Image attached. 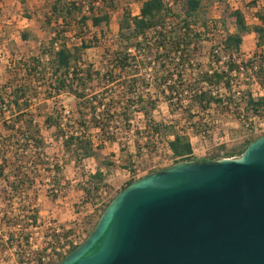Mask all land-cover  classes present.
<instances>
[{
	"label": "trees",
	"instance_id": "16d2710c",
	"mask_svg": "<svg viewBox=\"0 0 264 264\" xmlns=\"http://www.w3.org/2000/svg\"><path fill=\"white\" fill-rule=\"evenodd\" d=\"M114 1L116 0H103V4L97 7L94 6V0H53L48 11L43 14V20L51 26L52 36L47 43L38 45L39 57H32V67L27 71L30 75L37 74V80L43 81V75L49 70L48 83L25 85L11 82L0 85V127L6 132L0 133V180L4 181L15 195L21 196L23 189L32 186L39 177L37 172L42 168L49 177V196L54 199L57 197L63 180V165L58 161L46 162L45 140L41 126L51 131L56 141H60L63 156L68 155L76 166L85 159L95 160L97 164L95 170L82 174L83 181L80 182L81 190L87 197L91 192L98 193L100 189L107 187L106 175L102 172L101 166L110 168L113 162L100 161L104 143L115 141L114 134L117 130L121 128L130 130L135 112L143 116L145 132L152 140L161 142L172 135V139L167 141L172 156L179 158L177 162L189 160L187 156L192 152L189 138L178 134L173 124L156 121L153 112L158 106V96L164 95L160 87L173 73L177 74L176 84L167 86L168 95L164 96L169 100L173 93L176 99L180 100L183 85L179 81L185 73V65H189L188 61L192 59L194 51L192 47L208 38L206 34L209 33V24L212 21L208 19L207 5L203 0H144L137 15H132L128 9L123 8L117 21L115 38L119 47L110 54L107 70L101 72L82 61L83 52L99 43L95 33L88 37L86 31L91 26L96 28L101 36L106 34L111 12L116 5ZM223 5L220 22L224 27L227 22L234 27V31H226L222 41L225 54L242 56L243 37L251 33L256 36V46L264 45V12L256 13L258 24L248 25L241 10L232 9L228 4ZM72 29L76 32L75 36L81 38L79 45L66 44L67 38L64 34ZM20 37L26 40L28 34L21 33ZM131 48L134 55L127 52ZM178 52L179 59L176 61ZM149 54L154 55L155 60H164V63L155 70L154 80L158 81L154 84L156 90L154 99L149 95L143 97L137 90L143 83L140 78L141 70L145 66L143 59ZM43 56L46 57L45 62L42 61ZM251 63L247 61L245 65ZM258 64L259 69L255 77L262 83L264 58H261ZM227 66L228 74L216 71L208 74L199 71L190 84L191 88L193 85L194 88L199 87L204 81L209 84L223 83L224 89L230 93L232 85L228 81L224 82L223 77L232 79L229 73L237 72V65L228 61ZM100 82L117 83L123 91L118 97L104 99L94 93ZM42 87L43 92H48L49 97L52 92L57 96L63 93L74 98L75 109L65 120L60 111L54 110L43 115L40 126L35 117L27 112L36 99V91ZM198 91L190 97V102L201 110L223 103L221 96L213 95L209 89ZM226 100L227 103L233 102L236 109L243 107L245 115L261 116V112L264 111V96L253 97L249 90L240 92L239 102L230 101L228 97ZM195 124L197 128L201 125L200 122ZM93 129L98 132V143L94 142L90 134ZM251 141L248 140L240 147L230 149L225 153V157L239 156ZM8 154L11 156L10 161ZM216 159L208 158L209 161ZM132 182L129 181L124 187ZM30 212L29 218L34 224L38 212L34 209H30Z\"/></svg>",
	"mask_w": 264,
	"mask_h": 264
},
{
	"label": "rangeland",
	"instance_id": "374dc122",
	"mask_svg": "<svg viewBox=\"0 0 264 264\" xmlns=\"http://www.w3.org/2000/svg\"><path fill=\"white\" fill-rule=\"evenodd\" d=\"M52 1L0 0V58H2V63L6 67L5 71L12 74L10 76L12 84L17 83L15 82L17 79H22L27 75L28 69L33 64L31 62L32 57H39L38 45L47 43L52 36L51 26L43 20V14L48 11ZM94 1V6L100 7L103 4V0ZM141 1H114L116 5L113 12H111L108 30L104 36H101L96 28L89 26L86 31L87 36L90 37L91 34L95 33L99 43L83 52L82 61L85 64L101 72L107 70L110 54L119 47L116 44L118 42H115V38L118 29L117 21L122 9L126 8L132 15H137ZM203 1L207 5L208 19L212 22L209 24V33L206 36L208 38L192 47L194 49L192 59L198 72H204L211 68V47L222 41L226 31H234V27L230 22H227L225 27L220 22L224 10L223 3L228 4L232 9L241 10L248 25H255L258 22L256 20L257 12H264V0ZM254 9L257 11L255 12ZM21 33L28 34V39L22 40ZM75 33V30L72 29L64 34L67 38V45H79L81 38L75 36ZM256 45L254 34L250 37L245 35L241 46L242 54L255 53ZM144 60L146 69L140 73L143 83L138 86L137 90L142 93L144 88L149 87L145 83L152 82L151 91L154 94L156 93L154 84L157 82L154 80L157 67L156 64H152V62H155L154 55L149 54ZM42 61H46L45 56L42 57ZM185 75L191 81L196 78L192 75L191 68H188ZM28 76L29 84L44 85L43 83H48L50 74L48 70V73L43 75V81L37 80L36 77L38 76L35 73L28 74ZM146 77L149 81L144 83ZM237 82L240 85H232L230 93L221 85L219 94L223 99V103L212 105L207 110H201L195 104H191L190 97L183 94L179 97L182 100L181 102L176 100L172 104H167L166 98L159 95L158 106L153 112V117L156 121L173 124L175 128L178 127L182 130L187 128L185 121L195 117L198 120L197 123H201L198 128L195 127L196 124L193 126L195 133H197L196 128L199 132L205 129L210 131L203 138H195L191 141L198 152V157H212L219 155V153L225 155L230 149L238 148L244 142L253 140L249 135H245V125L252 116L245 115L241 110L236 109L233 102L227 103L226 98L228 97L230 101L239 102L238 98L241 91L249 90L251 93H257L258 86L251 85L249 81L242 82L241 78H238ZM4 83L0 81V85ZM189 86L192 87V85ZM199 87L202 86L199 85ZM43 89L44 87L36 91V99L31 103L27 112L36 120L39 119L40 124H42L43 115L52 113L54 110L60 111L65 120L70 112L75 109L74 98L69 94L62 93L57 96L52 92H50L51 97H49L48 92H43ZM160 89L162 90V88ZM122 91L123 88L117 83L105 84V82H100L94 93L108 99L109 97H118ZM89 93L92 92L89 91ZM6 115L8 117L9 114ZM132 120L130 130L120 127L121 129L114 134L116 140L104 143L100 161H111L113 166L110 168L101 166L102 172L106 175L105 183L107 187L100 189L98 193L91 192L89 197L84 195L80 182L83 181L82 174L95 170L97 167L95 160L92 158L85 159L80 165L76 166L72 160L70 161L68 155L63 156L60 141H56L51 135L52 132L41 126L42 136L45 140V160L50 163L58 161L63 165V180H61L55 199L49 196V177L42 171V168L37 172L39 177L36 178L32 186L26 190L23 189L21 196L15 195L7 184L0 180V264H22L26 257L25 254L30 253L32 245H36L38 248L41 247L43 250L44 247H47L45 246L47 242L49 243L48 246L52 243L57 244L59 237L66 238L76 232L86 233L87 236L105 206L130 181L126 172L132 169L134 163H138L145 168L152 161H156L158 153L162 155L164 140L161 141L162 145L158 144L157 146L159 148L158 153L147 155L144 152L141 153L140 148H145V145L154 147L155 141L145 132L144 119L140 113L135 112ZM0 133L6 134L1 127ZM97 133V130L94 129L90 131L95 143H98ZM204 154L206 156H203ZM9 156L8 154L7 157L10 161L11 156ZM30 209L38 212L37 221L34 224L29 218L31 215ZM48 236L50 237L49 241L46 240ZM29 237L32 238L31 244L25 241ZM20 238L21 242H17ZM13 246H15V250Z\"/></svg>",
	"mask_w": 264,
	"mask_h": 264
},
{
	"label": "water",
	"instance_id": "95a60500",
	"mask_svg": "<svg viewBox=\"0 0 264 264\" xmlns=\"http://www.w3.org/2000/svg\"><path fill=\"white\" fill-rule=\"evenodd\" d=\"M58 264H264V135L134 180Z\"/></svg>",
	"mask_w": 264,
	"mask_h": 264
},
{
	"label": "built area",
	"instance_id": "2783aa9c",
	"mask_svg": "<svg viewBox=\"0 0 264 264\" xmlns=\"http://www.w3.org/2000/svg\"><path fill=\"white\" fill-rule=\"evenodd\" d=\"M98 3V2H97ZM86 10V8L84 9ZM207 36V34H206ZM225 35L223 36L222 41L224 40ZM222 41L217 45H213L211 47V68L205 70L204 72L208 73V74H212L213 72H218V73H223V74H228V66L227 63L228 61H231L233 63H235L237 65V72L233 71L230 72L229 75L231 77H233L232 79H227V76L223 77V81L224 82H229L230 85H240L237 82L238 78L242 79V82H246L249 81L251 83V85H257V93L252 92V96L253 97H260V96H264V82L259 83L256 80V73L259 69V60L261 58H264V45L261 46H257L255 53H251L249 55H244L242 54V56H236L235 54L232 55H227L224 53L223 51V45H222ZM127 52L129 53V55H134V51L133 49H128ZM147 57V56H146ZM145 57V58H146ZM144 58V59H145ZM143 59L144 65H145V60ZM179 59V52L176 53V61H178ZM247 61H251V65H245L247 63ZM162 63H164V60H155V62H152V64H156V67L158 68ZM189 65L186 64V70L185 72L188 70V68H191L192 71V75L196 77L198 70L196 71L195 67V62L193 59H190L188 61ZM146 66V65H145ZM144 66L143 70L146 69V67ZM104 72V71H103ZM142 72V70H141ZM199 73V72H198ZM194 79H187L185 73L182 76V79L179 81L183 86H182V94L184 96L187 97H191L192 95L198 93V89H209L211 90L213 95H220L219 92L221 91V86L217 87H212L209 85H223V83L220 84H209L207 82H201V86L202 87H198V88H191L189 87V85L193 82ZM149 81L148 77L144 78V83ZM158 81V80H157ZM177 81V74L173 73L172 76L166 80V82L160 87L162 88V91H164V95H168V91H167V86L169 85H175ZM145 85H149V87L147 86L146 88L143 89V92L141 93L143 95V97H145L146 95H149L150 98L154 99L155 96L153 94V91H151V86L153 85V83H145ZM155 89V88H154ZM163 95V96H164ZM165 97V96H164ZM176 97L175 94L172 93V98L167 100V104H172L173 102H176ZM182 100H180L181 102ZM238 110H241V112L244 114L243 111V107H239ZM204 112V111H203ZM203 114V113H202ZM206 117V116H205ZM242 117V115H241ZM244 117V116H243ZM203 120V119H202ZM206 120V119H205ZM249 121L246 123L245 125V135H249V137H252L253 140L256 139L257 137H260L262 135H264V111L261 112V116L259 118V116H252L250 119H248ZM198 120L195 117H192L190 120L185 121L187 128L185 130L179 129L178 127H176V132L180 135H186L189 138L190 144L192 146V152L187 156V158H189V160L186 161H198V159H201V157H198V152L196 151V149L194 148L193 144H192V139L195 138H203V136L205 134L210 133V131L208 129L202 130V131H198L197 133L194 132L193 130V126L195 125V123ZM172 139V135L167 136V138L163 141L164 144V151L162 152V155L160 153H158V144H161V142L159 141H155V146H145V148H140L141 153H145V155L151 153V154H155L158 153V156L156 157V161H152L151 164H148L145 168L142 167V165L138 164V163H134V165L132 166V169L128 170L126 172L127 177L129 178L130 181H134L136 179H139V177H143L146 174H149L151 172L154 171H158L161 169H164L168 166L173 165L175 162H177L179 160V158H174L172 156V152L170 151L167 141ZM203 156H206V154H204ZM212 157H215L217 159H222V158H234L233 157H225V155H223L222 153H219V155H214ZM203 158V157H202ZM208 158L210 157H206L203 159H206V161H209ZM216 159V160H217ZM105 193V192H103ZM58 232V229L56 230ZM86 237V233H74L71 234L69 237L66 238H62L59 237V241L57 244L52 243L50 246H48V242L45 244L44 249L42 250L41 247H37L36 245H32L31 251L30 253H26V257L24 258V261L22 262V264H58L59 261L67 254L71 251L72 248L78 246ZM31 240L32 238H28L27 242H29V244H31ZM46 240L49 241L50 237H46ZM17 242H21V238L17 241ZM13 249L15 250V246H13Z\"/></svg>",
	"mask_w": 264,
	"mask_h": 264
},
{
	"label": "crops",
	"instance_id": "0c3cea01",
	"mask_svg": "<svg viewBox=\"0 0 264 264\" xmlns=\"http://www.w3.org/2000/svg\"><path fill=\"white\" fill-rule=\"evenodd\" d=\"M144 0H142L140 3H139V7H140V5H141V3L143 2ZM254 11L256 12L257 10L256 9H254ZM256 20L258 21V22H256L255 24H258L259 23V20H258V18H256ZM253 35V33H251V34H247L246 36L247 37H250V36H252ZM3 62V60H2V58H0V71L2 70V72H0V81L1 82H5V83H11L12 82V79H11V73H8V72H6L5 71V65L2 63ZM30 75V74H29ZM14 77V75L12 76V78ZM18 80H21V81H18ZM21 82H22V84H25V85H27V84H29V76H28V74L24 77V78H22V79H17V83H19V84H21ZM37 121H38V123H39V119H37ZM42 121H43V119H42ZM41 121V122H42ZM39 125L41 126L42 124H40L39 123ZM41 132H42V130H41Z\"/></svg>",
	"mask_w": 264,
	"mask_h": 264
}]
</instances>
